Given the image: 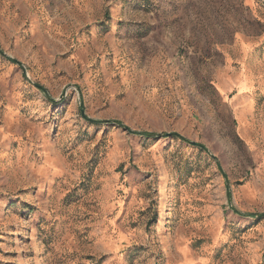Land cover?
<instances>
[{"label":"rangeland","instance_id":"obj_1","mask_svg":"<svg viewBox=\"0 0 264 264\" xmlns=\"http://www.w3.org/2000/svg\"><path fill=\"white\" fill-rule=\"evenodd\" d=\"M0 51V264H264V0H0Z\"/></svg>","mask_w":264,"mask_h":264},{"label":"trees","instance_id":"obj_2","mask_svg":"<svg viewBox=\"0 0 264 264\" xmlns=\"http://www.w3.org/2000/svg\"><path fill=\"white\" fill-rule=\"evenodd\" d=\"M1 52V51H0ZM38 87V86H37ZM84 118L89 121L90 123H94V124H103V123H109V124H117L119 126H123L120 122L115 121V120H108V121H102V122H97V121H92L91 119L87 118L84 116ZM142 135H147V136H152L153 134H147V133H142ZM168 136H171L172 138H178V139H183V137H181L178 133L172 132L170 133ZM201 146V145H200ZM203 148V147H201Z\"/></svg>","mask_w":264,"mask_h":264},{"label":"water","instance_id":"obj_3","mask_svg":"<svg viewBox=\"0 0 264 264\" xmlns=\"http://www.w3.org/2000/svg\"><path fill=\"white\" fill-rule=\"evenodd\" d=\"M82 110V109H81ZM126 130L130 131L128 128H126L125 126H123ZM155 136L157 137H160V136H168L169 134L168 133H156L154 134ZM190 143H193V141H190Z\"/></svg>","mask_w":264,"mask_h":264},{"label":"crops","instance_id":"obj_4","mask_svg":"<svg viewBox=\"0 0 264 264\" xmlns=\"http://www.w3.org/2000/svg\"><path fill=\"white\" fill-rule=\"evenodd\" d=\"M240 82H241V83H240ZM240 82H239L240 84L237 86V88H239L240 90L248 88V87L245 88V86H246V85H245V84H246L245 82H243V81H241V80H240ZM235 88H236V87H235Z\"/></svg>","mask_w":264,"mask_h":264}]
</instances>
